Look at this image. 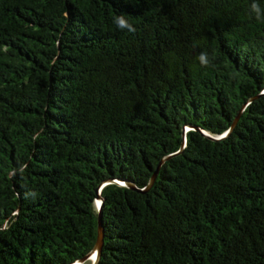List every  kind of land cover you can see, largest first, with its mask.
Masks as SVG:
<instances>
[{
	"label": "trees",
	"instance_id": "1",
	"mask_svg": "<svg viewBox=\"0 0 264 264\" xmlns=\"http://www.w3.org/2000/svg\"><path fill=\"white\" fill-rule=\"evenodd\" d=\"M99 191L97 264H264V0H0V264L88 256Z\"/></svg>",
	"mask_w": 264,
	"mask_h": 264
},
{
	"label": "water",
	"instance_id": "2",
	"mask_svg": "<svg viewBox=\"0 0 264 264\" xmlns=\"http://www.w3.org/2000/svg\"><path fill=\"white\" fill-rule=\"evenodd\" d=\"M246 107V106H245ZM244 107V108H245ZM237 121L238 119L236 120V122L234 123V125L232 126L231 130H229L226 134H224L223 136L219 137V138H216V137H213L211 135H209L208 133H205V132H202L204 136L212 139V140H219V139H223L225 137H227V135H229V133L233 130V128L235 127V125L237 124ZM183 150V149H182ZM181 150V151H182ZM181 151L179 153H181ZM169 157L165 158L159 165V168L157 169L154 177L152 178L149 186L146 188V190H140L138 189L135 185L131 184V183H121V182H118V181H115L116 183L122 185V186H126L130 189H133V190H136V191H139V192H147L151 186L153 185L154 181L156 180V177H157V174H158V171L160 169V166L166 161L168 160ZM99 196L97 197V200H96V205H97V208H98V211H99V219H98V238H97V243L95 245V248L92 250V252L86 256L85 258L73 263V264H84L85 262H87L88 260H93V263L92 264H97L100 260V256H101V252H102V248H103V244H104V226H103V221H102V209H103V198L100 196V191H99Z\"/></svg>",
	"mask_w": 264,
	"mask_h": 264
},
{
	"label": "clouds",
	"instance_id": "3",
	"mask_svg": "<svg viewBox=\"0 0 264 264\" xmlns=\"http://www.w3.org/2000/svg\"><path fill=\"white\" fill-rule=\"evenodd\" d=\"M120 24L123 26L125 24V22L121 19ZM201 59L204 60V57H201Z\"/></svg>",
	"mask_w": 264,
	"mask_h": 264
},
{
	"label": "rangeland",
	"instance_id": "4",
	"mask_svg": "<svg viewBox=\"0 0 264 264\" xmlns=\"http://www.w3.org/2000/svg\"><path fill=\"white\" fill-rule=\"evenodd\" d=\"M93 263V260L91 259V260H88L87 262H85L84 264H92ZM77 264H79V263H77Z\"/></svg>",
	"mask_w": 264,
	"mask_h": 264
}]
</instances>
